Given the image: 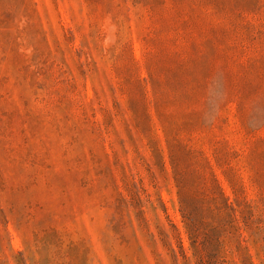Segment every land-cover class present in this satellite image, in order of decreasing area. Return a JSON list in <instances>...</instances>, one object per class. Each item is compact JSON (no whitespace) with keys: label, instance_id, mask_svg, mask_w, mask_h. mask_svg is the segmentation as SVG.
<instances>
[{"label":"rangeland","instance_id":"374dc122","mask_svg":"<svg viewBox=\"0 0 264 264\" xmlns=\"http://www.w3.org/2000/svg\"><path fill=\"white\" fill-rule=\"evenodd\" d=\"M0 264H264V0H0Z\"/></svg>","mask_w":264,"mask_h":264}]
</instances>
